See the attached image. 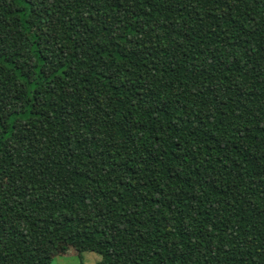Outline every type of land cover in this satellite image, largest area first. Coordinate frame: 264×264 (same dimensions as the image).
Returning <instances> with one entry per match:
<instances>
[{
    "label": "trees",
    "instance_id": "16d2710c",
    "mask_svg": "<svg viewBox=\"0 0 264 264\" xmlns=\"http://www.w3.org/2000/svg\"><path fill=\"white\" fill-rule=\"evenodd\" d=\"M83 252L264 264V0H0V264Z\"/></svg>",
    "mask_w": 264,
    "mask_h": 264
},
{
    "label": "rangeland",
    "instance_id": "374dc122",
    "mask_svg": "<svg viewBox=\"0 0 264 264\" xmlns=\"http://www.w3.org/2000/svg\"><path fill=\"white\" fill-rule=\"evenodd\" d=\"M228 12L220 13V16H227ZM100 256L92 252H83L80 256L55 257L50 264H96Z\"/></svg>",
    "mask_w": 264,
    "mask_h": 264
}]
</instances>
